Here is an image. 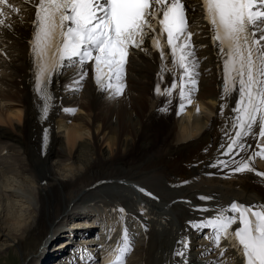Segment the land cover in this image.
<instances>
[{"label":"bare ground","instance_id":"6f19581e","mask_svg":"<svg viewBox=\"0 0 264 264\" xmlns=\"http://www.w3.org/2000/svg\"><path fill=\"white\" fill-rule=\"evenodd\" d=\"M15 2L22 10L4 17L9 27H0V168H12L18 176L8 181L10 176L0 173V250L14 243L20 249L21 264H79L59 260L78 249V241H103L96 234V228L100 230L106 222L100 209L119 201L126 217L139 227L138 245L131 241L128 253L132 260L138 258L130 262L126 256L125 264L178 263L180 257L174 252L182 245L177 237L189 245L196 243V251L213 248V241L206 239L211 230L205 229L202 248L193 238L199 229L189 221L214 216L218 207L232 201L264 203V178L256 175L264 172V158H254L253 172L236 173L233 169L239 165L230 162H243L260 150L256 145L258 141L264 144V138L259 137L258 127L256 135L247 138L251 145L247 151L223 154L230 142L225 132L234 135L230 118L235 105L231 98L221 100L222 61L198 0H189L194 7L191 41L199 59L197 83L187 85L194 89L191 104L181 101L178 92L171 97L157 94V84L161 90L171 86L172 74L161 73L164 65L171 67V58L162 62L150 40L144 44L146 51H131L121 95L99 90L89 64V74L80 84L73 83L79 79L78 66L54 75L48 85L52 99L45 102L35 90L29 44L34 7L24 0ZM45 103L49 106L46 114ZM181 103L185 105L182 110ZM222 103L228 105L223 114ZM219 160L229 162L227 167L217 164ZM25 180L28 183H23L21 193L7 183ZM17 197L27 204L28 214L13 211V204L5 208L4 200ZM129 208L144 212L146 220L138 222ZM204 208L208 211L199 210ZM31 240L36 243L30 247ZM91 245L82 252L80 264L98 260V247ZM221 247L223 257L219 249L200 257L212 258V264L225 258L229 264H241L229 241H221Z\"/></svg>","mask_w":264,"mask_h":264},{"label":"snow or ice","instance_id":"6c2138e0","mask_svg":"<svg viewBox=\"0 0 264 264\" xmlns=\"http://www.w3.org/2000/svg\"><path fill=\"white\" fill-rule=\"evenodd\" d=\"M24 2L32 3L35 9L29 44L35 68V90L45 102L52 99L48 85L54 75L65 68L78 66L79 79L73 83L80 84L89 74L86 68L89 64L99 90L121 95L126 87L122 78L130 49L146 51L144 44L150 40L162 62L171 58V67L164 65L161 69V73L172 74L171 86L161 90L157 84V94L171 97L178 92L181 101L192 103L191 91L194 89L189 90L187 85L197 83L194 76L199 75L195 72L199 59L191 41L193 33L188 31V0ZM197 7L210 27L212 42L222 61L221 100L231 98L235 105L231 108L233 115L230 118L234 135L225 132L230 142L223 154L229 155L239 149V155L251 147L247 138L256 135L255 128L259 129V137L264 138V0H198ZM21 10L15 0H0V27H9L4 17ZM166 49H170V53ZM168 103H171L170 99ZM48 107L45 103V114ZM184 107L181 103V110ZM225 107H228L227 103L220 105L222 114ZM65 111L74 112L75 109ZM221 147L224 149V145ZM256 147L260 150L253 151L243 162L230 161L239 165L234 172L255 171L252 161L255 157L264 158V144L258 141ZM228 163L217 161L225 167ZM256 175L264 178V172H256ZM199 210L208 211L206 208ZM119 211L123 213L124 209ZM189 224L196 229L211 230L209 239L219 249L221 257L225 255L221 241L227 240L241 264H264V203L232 201L226 207H218L214 216L199 222L189 221ZM177 243L183 249L188 247L187 241ZM131 250L132 244L124 230L121 241L107 254L103 264H125ZM174 255L183 257L185 252L178 249Z\"/></svg>","mask_w":264,"mask_h":264},{"label":"rangeland","instance_id":"374dc122","mask_svg":"<svg viewBox=\"0 0 264 264\" xmlns=\"http://www.w3.org/2000/svg\"><path fill=\"white\" fill-rule=\"evenodd\" d=\"M5 168V167H4ZM4 168H0L1 170H0V173L2 174V175H5L4 177H6V178H8L9 176V178L8 179H5V180H8V181H13V179L14 180H16V177L18 176V174H16V176H15V174L13 175V171L14 170H12V168H6V169H4ZM12 171V172H11ZM7 173V174H6ZM0 178H2V177H0ZM26 181V180H25ZM21 181L22 183H19V182H7L8 183V186L10 187V188H13L15 191H17L18 193H21L20 192V190L21 189H23V187L24 186H22V185H25V184H27L28 182L26 181ZM19 183V184H18ZM23 183H25V184H23ZM10 184H13V185H10ZM14 184H16V185H14ZM21 184V185H20ZM17 185H19V186H17ZM29 185V184H28ZM32 186V185H31ZM21 188V189H20ZM18 189V190H17ZM20 189V190H19ZM32 197H30V199H31ZM13 199H16L14 202L12 201ZM12 200L11 199H9V200H4V205H5V208L7 207V208H10L11 206H10V204L12 205H15V208H14V210L13 211H17L19 214H21V213H23V211H24V213L23 214H25V213H27L28 214V212H29V208H27L26 207V205L27 204H24L23 202H24V200L23 199H21V198H13ZM20 199V200H19ZM23 200V201H22ZM6 201V202H5ZM18 201H20V202H18ZM30 201H34L33 199H31ZM87 201H91V200H88L87 199ZM9 202H11V203H9ZM15 203V204H14ZM117 204V203H116ZM10 206V207H9ZM23 209H25V210H23ZM64 225H65V223H64ZM63 225V226H64ZM66 225H67V222H66ZM36 231L34 230V232L33 233H35ZM31 236H29L28 237V239H31L30 238ZM38 241V240H37ZM33 242H35L36 243V241L35 240H31V242H29L30 244V247L34 244ZM10 244H12L11 246H9V248H6L5 246L3 247L4 249H1L0 250V264H21L20 262H21V256H20V249L19 248H17L15 245H14V243H10ZM133 257V256H132ZM132 257L130 258V262H132L133 260L135 261V260H137V258L138 257H134V259L132 260ZM132 260V261H131ZM48 264V263H47ZM80 264V263H79Z\"/></svg>","mask_w":264,"mask_h":264}]
</instances>
